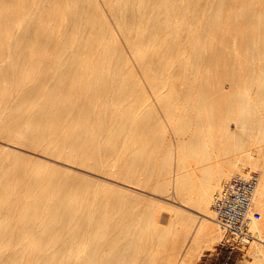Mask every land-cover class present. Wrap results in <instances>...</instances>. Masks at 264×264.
I'll use <instances>...</instances> for the list:
<instances>
[{"label":"bare ground","instance_id":"bare-ground-1","mask_svg":"<svg viewBox=\"0 0 264 264\" xmlns=\"http://www.w3.org/2000/svg\"><path fill=\"white\" fill-rule=\"evenodd\" d=\"M172 1L102 0L109 21L98 0H0V141L191 202L202 215L195 226L191 215L179 223L181 213L169 203L128 190L103 198L106 186L67 170L34 172L22 165L29 159L1 149L0 264H187L199 254L198 243L210 247L218 231L221 243L227 239L214 220L212 193L256 170L252 208L261 218L250 226L254 239L242 246L251 250L246 264H264V7L256 9L254 0ZM226 26L240 35L249 59L243 89L220 96L218 105L208 90L218 89L220 79L196 65L215 67L213 44L225 39ZM142 42L154 50L141 52ZM124 46L160 92L175 147L124 65ZM220 47L224 58L228 47ZM217 65L228 82L240 81L233 65ZM159 66L177 68L195 99L187 101L171 75L157 77ZM132 200L143 205L136 209ZM161 209L172 216L163 225Z\"/></svg>","mask_w":264,"mask_h":264},{"label":"rangeland","instance_id":"rangeland-1","mask_svg":"<svg viewBox=\"0 0 264 264\" xmlns=\"http://www.w3.org/2000/svg\"><path fill=\"white\" fill-rule=\"evenodd\" d=\"M179 1L181 0H173V3H179ZM99 3V7L102 10V13L105 15L104 19L105 20H109L112 21V16L111 13H109L108 11V5L105 3H102V0H98ZM254 6L256 9L258 10H262L264 7V0H254ZM114 25V24H113ZM194 26V25H192ZM260 29H263V32L260 34L262 39H257L256 36L257 34H255L256 36H252L251 40H253V38H255L256 40H259V46H264V26L259 27ZM223 31L227 32L226 33V37L224 40L222 41H217L216 44H213V47L217 48L216 50V54L213 57V64L215 65V67H211V66H207V64L204 61H200L199 65H196L197 69L200 72H205V71H211L213 79L216 80L217 78L220 79V87H218V89L216 87H213V90H208L212 96H214V100L212 99V102H214L215 104H222L223 102L221 101V97L225 96H229L230 94L239 91L241 89H243L241 80H242V73L245 71V68L243 66V62L245 60H248L249 57H246L244 52L245 49L242 46L243 43H241L239 37V34H234L233 33V28L226 26V27H222ZM117 39H120V35L119 32H116L114 30ZM182 32H185L184 30ZM143 41V39H142ZM139 45H141L140 47H137V49H139L141 52H152L154 49L152 47H148L146 46L145 42L140 43ZM220 45H223L227 48V54L225 55L224 58H221L220 53H221V47ZM148 47V48H147ZM189 49H192V45H188ZM123 50H125V63L124 65H126V68H129L130 70H132L134 72V74L136 75V77H138V81H139V86H141V90H142V95L144 96V98H146V102L148 104H150V106L155 110L158 118H160L166 126L167 129V136L166 139L168 141H170L171 145H173L174 147L177 145V140L175 139V137L173 136V134L171 133V125L168 124V122L165 121L164 117H165V113L164 110L162 109V104H160L159 100H158V95L160 92H154L152 87L149 85L148 79L146 78V76L143 74L141 68H139V60L137 59L136 55H134L128 48L127 46H124ZM154 57L156 58L155 60V64H157V62H161L160 59L158 57V55H154ZM159 58V59H158ZM173 58H168L166 61H171ZM252 61L254 62V64L259 65L258 64V60L254 57V59H252ZM217 63H225L227 65H233L234 66V72L235 74H237L238 76V80L240 81H236V82H228L224 77H223V70L221 69L220 66L217 65ZM245 64V63H244ZM217 65V66H216ZM160 70L157 72V77L162 78L164 76L171 75V80L173 81V85L176 86V88L182 93L183 95H188L187 97V101L190 100H194L197 92L196 90H186V85H184V83L182 81H180L178 79L179 76V72L177 70V68H172L170 67L169 69H166V66H159ZM216 89V90H215ZM168 93V90H163L161 91V93ZM261 93H264V89L261 90ZM140 95V94H138ZM221 96V97H220ZM185 97V96H184ZM218 104V105H219ZM217 105V106H218ZM259 108H261L260 112H262V110L264 111V97L260 99V103H259ZM264 114V113H262ZM229 127L233 130L234 129V125H233V120L229 121ZM5 140L0 141V150L4 149L9 153H14L17 155H20L22 157H25V159H29L28 162L24 161L22 163V165H24L25 167L37 171L38 168L40 167H47L48 169H53V170H67L69 171V173L71 174V176L73 174H75V176L77 178H81V179H85L86 181H88L90 184H95L98 186H106L108 187L107 190L105 191H100L99 195L103 198L105 197H111L114 195H117L118 192H121L122 190H128L125 192L131 193L134 196H138V197H150V198H154L156 200H158L161 203H169L171 205H173V207H176L177 209H179L180 211V215H177V220L180 223V219L185 218L188 215L191 216H195V221L193 222V225H197L200 220L202 215H200L199 211L196 210V208H194V206L191 205V202H181L179 199H176L175 197L170 198V199H165V195L164 194H153V191L149 188H144L141 186H137L133 183H127L124 182L123 180H121V178L115 176V175H105L103 173L97 172L95 170H91L88 169L80 164H71L68 163L66 161L54 158L52 156H48L45 154H42L39 151H34L29 149L28 147H24V146H19L17 144V146L13 143L7 142ZM262 145V149H263V154H264V140L261 143ZM223 158V157H221ZM221 158H219L218 160H220ZM190 163H193L192 159H189ZM67 163V164H66ZM212 163H215L214 159L212 160ZM256 172H258L260 174L259 170H256ZM233 175V174H231ZM260 179H261V174H260ZM170 191V190H169ZM216 191H214L212 194L214 195ZM132 204L135 205L136 209H139L143 204L140 202H136L135 200H132ZM181 203L184 204V206H181ZM143 208V207H142ZM258 212V211H257ZM159 215H157V219L159 221L160 225H163V220L166 215L168 216V218H170L171 214L170 211L168 209H161L160 212L158 213ZM172 217V216H171ZM263 218V215H262ZM215 223V222H214ZM216 226V225H215ZM180 228V225L178 226ZM217 227V226H216ZM217 233V232H216ZM216 235V237L218 236V238L211 244L210 247H205L206 242H200L198 243L197 249L199 254L196 257H192V259H190L189 263L187 264H246L249 261L252 260V255H251V250H249L248 248H244L243 246L238 247V250H235L232 253H229V251L227 249H225L224 244L226 242H222L219 241L220 240V232L218 231V235L214 234V236ZM220 235V236H219ZM190 236V234H189ZM188 236V237H189ZM188 242V238H186L184 245L182 247V254H185L186 249L188 248L187 244ZM16 248L19 247V244L15 245ZM40 258L35 257L34 258V262L35 263H39ZM4 262V261H3Z\"/></svg>","mask_w":264,"mask_h":264},{"label":"built area","instance_id":"built-area-1","mask_svg":"<svg viewBox=\"0 0 264 264\" xmlns=\"http://www.w3.org/2000/svg\"><path fill=\"white\" fill-rule=\"evenodd\" d=\"M259 178L258 172L238 174L214 193L211 209L220 231L227 236L224 246L229 253L254 239L249 229L261 218V213L252 208Z\"/></svg>","mask_w":264,"mask_h":264}]
</instances>
